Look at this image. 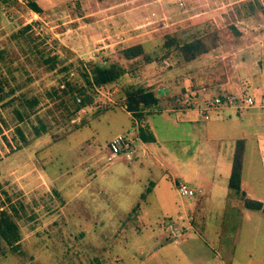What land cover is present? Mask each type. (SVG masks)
<instances>
[{
  "label": "rangeland",
  "instance_id": "rangeland-1",
  "mask_svg": "<svg viewBox=\"0 0 264 264\" xmlns=\"http://www.w3.org/2000/svg\"><path fill=\"white\" fill-rule=\"evenodd\" d=\"M30 2L39 10L34 11ZM140 22L144 24L133 27ZM237 27L262 42L264 0H0V47L12 59L8 65L14 67L10 73L14 79L8 82L29 93H42L67 70L74 76L73 67L60 69L75 57L117 62L128 82L154 86L148 79L152 72L172 68L180 59L176 51L162 54L151 47L161 42V35L169 31L183 38L204 30L216 33V46L221 47L239 35ZM135 31L141 33L131 36ZM138 37L153 57L151 63L145 64L143 55L122 56L121 47ZM34 49L42 57L54 55L56 64L49 69L39 63ZM227 52L218 50L216 54L224 56L214 58L215 64L232 66ZM163 57L168 61L164 67L158 62ZM5 69L0 68L9 77ZM244 80V88L261 87L264 94V74L247 75ZM119 85L95 88L96 104L81 108L69 121L55 123L46 117L50 130L38 137L31 136L28 123L21 124L29 143L12 152L0 147V211L14 224L11 236L0 233V264H87L92 256L103 264H132L150 251L158 222L168 218L165 211L158 212L156 204L162 206L165 199L178 203L184 197L175 193L166 170L180 178V171L189 174L197 166L214 165L211 157L204 162L198 155L197 127L193 131L174 121L173 111L149 113L153 141L135 142L133 149L126 150L127 156L119 152L107 160L110 137L130 132ZM104 106L112 107L100 109ZM160 106L162 110L167 105ZM258 109L264 111V107ZM250 118H244L249 125L254 123L245 127L243 164L256 167L251 135L264 132V112ZM55 133L60 137L52 139ZM225 142L210 137L206 141L219 149ZM141 191L144 199L139 201ZM137 201L142 208L134 206ZM259 215L261 220L254 221L253 243L248 241L254 263L264 258V214ZM222 222L221 227L229 224L232 228L224 214Z\"/></svg>",
  "mask_w": 264,
  "mask_h": 264
},
{
  "label": "crops",
  "instance_id": "crops-1",
  "mask_svg": "<svg viewBox=\"0 0 264 264\" xmlns=\"http://www.w3.org/2000/svg\"><path fill=\"white\" fill-rule=\"evenodd\" d=\"M143 24L140 22L133 27ZM237 29L239 35L227 41L228 45L212 47L191 59L181 60L176 52L177 57L180 58L176 66L160 73L152 72L148 78L151 82H155L154 86H150L149 89L158 98L156 104L143 108L140 118L134 117L125 109L129 116L130 131L125 134L131 139V149L135 142L143 144L149 142L141 140L137 135L139 126H143L154 139V130L147 122L149 113L173 111L174 121L185 123L192 130L197 127L198 130L195 129V131L200 146L198 155L204 157V162L206 157L208 159L211 157L214 163V165H203L202 168L197 166L189 174L180 171L182 175L180 178L170 169L166 170L176 194L175 182L178 179H182L194 189V192L190 196L180 195L184 197L178 199V203L172 199H165L162 206L156 204L158 212L165 211L167 213L165 216L168 218L164 219L166 222L163 219L158 222V228L151 239L150 251L139 256L132 264H264L263 257L258 258L256 263L253 262L252 251L248 245V241L253 243L254 240V221L261 220L259 213H264L260 209L245 207L242 201V196H245L264 204V132L254 131L251 135L252 148L256 155V167L243 164L246 146L244 132L245 127L249 125L244 118L251 119V114L264 112L258 109L264 107L263 89L254 86L251 91L247 90L244 88V77L256 73L264 74V40L258 42L260 39L257 36H247L243 34V29L239 27ZM140 33V31H135L131 36H138ZM138 38L134 42L142 41V38ZM261 39H264V36ZM230 43L233 46L231 45L228 50ZM102 46L99 48H105L107 45ZM218 50L220 52L230 51L232 66L224 63L220 65L219 62L215 64L214 58L218 55L224 56L222 53L216 54ZM152 60L144 63H151ZM163 60L168 65V61L163 57L158 60L163 65L162 67L165 66ZM180 91L182 93L178 94ZM224 93L248 94L255 101L253 105L247 107L222 104L211 111L207 118H204L200 114V109L204 106L205 100ZM162 103L167 106L161 110L160 104ZM121 108L124 109L122 104ZM209 137L217 141L225 140L224 147L219 149L211 143H206ZM237 139L242 140L238 189L230 187L227 183ZM120 153L127 156L126 151ZM107 154L106 145V159ZM253 168L257 169V176L253 175L255 170ZM149 189L146 187L144 190L149 191ZM151 191L154 198L157 197L154 187ZM143 195L144 191H141L139 201L144 199ZM154 200L156 203V199ZM139 201L134 205L138 209L143 206ZM143 213L142 210L141 214ZM223 214L228 221L232 222V228H228L229 224H224L222 229ZM236 216H239V220ZM168 225L177 230L176 236L171 237L166 234ZM240 242H243L242 247H238L241 245Z\"/></svg>",
  "mask_w": 264,
  "mask_h": 264
},
{
  "label": "trees",
  "instance_id": "trees-1",
  "mask_svg": "<svg viewBox=\"0 0 264 264\" xmlns=\"http://www.w3.org/2000/svg\"><path fill=\"white\" fill-rule=\"evenodd\" d=\"M29 5L34 11L39 10L35 3L30 2ZM21 31L22 29H19L17 33L21 34ZM218 43L219 37L216 33H206L204 30L195 31V34H187L183 38H180L175 32L168 31L161 35L159 44L156 43V46L152 44L151 47H156L162 54L176 51L181 60H188L209 50ZM144 46V43L139 40L125 45L121 47L122 56L132 58L143 55L147 58L145 61L151 60L153 57H149L150 55L146 53ZM34 50L35 54H38L36 60L38 59L39 63H46L49 69L56 64L58 59L54 55L42 57L37 49ZM4 52L5 48L0 47V68L5 67L6 72L9 74L8 77L0 70V147H3L6 152H12L29 143L30 137L28 138L25 135L21 124H29L32 137H38L44 132H49L48 117L52 118L55 123H63L69 121L71 117H75L81 108L96 104L94 95L97 87H109L115 82L119 83V90L123 96L121 104H124V109L137 118H140L143 108L153 106L158 99L149 87L128 82L119 63L114 61L100 62L96 59L83 60L77 57L68 61L60 69L65 71L73 67L76 73L74 76H70L67 70V73H64L55 85L44 88L42 93H29L18 90L19 84L11 86L8 82L9 78L14 79V76L10 74L14 67L8 65L11 64L12 59L7 54L4 55ZM76 97H78V100H76ZM108 107L112 106H104L100 109ZM54 110L59 111L57 116L53 115ZM5 112L10 113L9 118L5 116ZM43 119L48 120V124ZM7 132L9 135H7ZM137 135L144 141L153 139L152 134L147 132L143 126L137 128ZM59 137L60 134L55 133L52 139ZM241 149L242 140L237 139L227 182L230 187L237 189L239 188ZM242 201L245 207L260 209L264 213V204L261 201L245 196H242ZM0 212L2 214L0 223H4L3 226L0 225V233L3 237H6L8 233L11 236L14 233V224L4 215V210ZM87 264H103V262L99 257L92 256L88 259Z\"/></svg>",
  "mask_w": 264,
  "mask_h": 264
},
{
  "label": "built area",
  "instance_id": "built-area-1",
  "mask_svg": "<svg viewBox=\"0 0 264 264\" xmlns=\"http://www.w3.org/2000/svg\"><path fill=\"white\" fill-rule=\"evenodd\" d=\"M163 64L166 65L167 62L163 60ZM72 71H69V74L72 75ZM101 87V86H100ZM103 87V86H102ZM78 100V97H76ZM255 99L248 94H233V93H224L213 96L209 100H205L204 106L200 109V114L207 118L211 111L217 109L220 105H234L240 107H247L254 104ZM122 106H125L122 104ZM131 146V139L124 133L114 134L107 142V159H110L114 155H117L119 152L129 150ZM175 187L179 195L190 196L193 194L194 189L189 187L183 180H176ZM166 234L169 236H176L177 230L174 227L168 225L166 229Z\"/></svg>",
  "mask_w": 264,
  "mask_h": 264
}]
</instances>
